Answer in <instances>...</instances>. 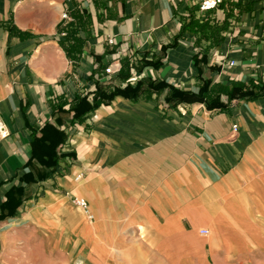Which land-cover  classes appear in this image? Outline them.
I'll list each match as a JSON object with an SVG mask.
<instances>
[{
	"label": "crops",
	"instance_id": "0c3cea01",
	"mask_svg": "<svg viewBox=\"0 0 264 264\" xmlns=\"http://www.w3.org/2000/svg\"><path fill=\"white\" fill-rule=\"evenodd\" d=\"M201 1L0 0V264L264 261V98L211 112L114 96L71 124L111 65L196 93L201 47L181 26L209 17ZM210 18L212 84L264 83V0Z\"/></svg>",
	"mask_w": 264,
	"mask_h": 264
},
{
	"label": "trees",
	"instance_id": "16d2710c",
	"mask_svg": "<svg viewBox=\"0 0 264 264\" xmlns=\"http://www.w3.org/2000/svg\"><path fill=\"white\" fill-rule=\"evenodd\" d=\"M220 4L218 9L221 8ZM215 10V11H216ZM215 11L208 13L206 20L200 22V16H192L188 23H183L181 26L182 32H188L196 38V43L200 45L202 54L199 61L203 62L204 69H200L196 76L197 88L196 93L190 90H181L170 86L163 81H138L134 86L129 84L130 72H140L139 66L132 62H125L120 65V69L116 78L107 77L106 85L102 86L105 91L95 94L91 98V104L84 97L80 102V110L75 111L71 124L83 125L89 118L90 112H93L100 105L105 103L106 99H111L114 96H121L131 101H137L144 93L155 94L160 97V105L165 109L177 108L179 106H187L200 104L207 110L214 112H225L229 108L246 103L256 99L264 98V83L260 86L254 83L242 84L232 82L231 85L225 86L221 84H212L209 76L210 68L208 67L209 58L215 48L218 47L222 40L221 33L224 30L223 25L217 23L210 18V15ZM226 18L224 19V22ZM73 33H70L71 40ZM203 44V46H201ZM173 46V45H172ZM139 60L138 62H141ZM145 64V63H144ZM143 64V65H144ZM123 67L127 68L125 75H122ZM105 73V71H104Z\"/></svg>",
	"mask_w": 264,
	"mask_h": 264
},
{
	"label": "built area",
	"instance_id": "2783aa9c",
	"mask_svg": "<svg viewBox=\"0 0 264 264\" xmlns=\"http://www.w3.org/2000/svg\"><path fill=\"white\" fill-rule=\"evenodd\" d=\"M223 0H202L198 12L200 13L201 16H205L208 13L215 11L220 4H222ZM62 19H67V16L65 14L62 15ZM108 43L110 45L113 44V40H109ZM119 71L118 65H111L105 68V74L107 76H113ZM236 126L233 127L235 129ZM8 136V132L4 126V124L0 121V138L5 139ZM74 205L82 210L86 215L88 220H92V216L88 213V204L84 199L80 198H74L73 200ZM207 231H201L200 234L205 236L207 235Z\"/></svg>",
	"mask_w": 264,
	"mask_h": 264
},
{
	"label": "rangeland",
	"instance_id": "374dc122",
	"mask_svg": "<svg viewBox=\"0 0 264 264\" xmlns=\"http://www.w3.org/2000/svg\"><path fill=\"white\" fill-rule=\"evenodd\" d=\"M245 260L246 261L241 264H264V261L257 260V258H255L254 256H250V255H246ZM133 264H145V263L134 262Z\"/></svg>",
	"mask_w": 264,
	"mask_h": 264
}]
</instances>
